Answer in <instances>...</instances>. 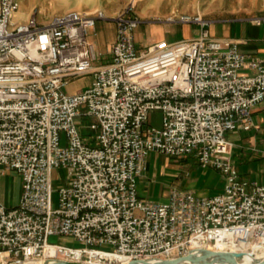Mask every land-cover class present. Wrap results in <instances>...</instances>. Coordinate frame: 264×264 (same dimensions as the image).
<instances>
[{
    "label": "built area",
    "instance_id": "1",
    "mask_svg": "<svg viewBox=\"0 0 264 264\" xmlns=\"http://www.w3.org/2000/svg\"><path fill=\"white\" fill-rule=\"evenodd\" d=\"M18 8V0H0V181L11 170L20 179L10 207L0 185V264L159 261L217 245L264 250V184L239 176L226 136L253 125L252 110L264 100V58L211 36L200 13L164 18L197 25L196 37L139 50L130 0L113 18L108 60L95 66L89 34L106 19L101 10L42 23L36 10L16 21ZM252 20L264 26V15ZM85 73L88 87L63 90ZM152 111L159 125L149 123ZM151 152L193 156L224 176L222 191L171 188L164 201L140 197L137 179ZM59 168L65 181L54 206L51 174ZM51 235L78 245L49 242Z\"/></svg>",
    "mask_w": 264,
    "mask_h": 264
},
{
    "label": "crops",
    "instance_id": "2",
    "mask_svg": "<svg viewBox=\"0 0 264 264\" xmlns=\"http://www.w3.org/2000/svg\"><path fill=\"white\" fill-rule=\"evenodd\" d=\"M129 1L47 0L46 4L32 3L26 11L18 8L14 17L20 14V21H24L36 10L38 21L45 23L53 15L70 10H101L106 19H100V24L96 22L91 30L94 33L98 31L101 38L99 42H92L106 62L115 38L113 18L124 10ZM133 13L140 19L134 30V41L139 50L160 40L173 42L196 37L199 34L197 25L165 22L164 18L173 13H200L210 20L211 36L236 40L242 52L264 58V26L252 20L264 15V0H135ZM100 64L94 63L95 66ZM252 115L253 125L249 130H231L226 136L232 144L231 159L239 176L264 184V100L253 108ZM149 123L160 124L158 111L150 113ZM224 182L221 173L212 168H202L193 156L176 158L151 152L146 170L137 179V187L140 197L164 201L171 188L188 189L198 195H214L222 191ZM156 184L160 187L157 188Z\"/></svg>",
    "mask_w": 264,
    "mask_h": 264
},
{
    "label": "rangeland",
    "instance_id": "3",
    "mask_svg": "<svg viewBox=\"0 0 264 264\" xmlns=\"http://www.w3.org/2000/svg\"><path fill=\"white\" fill-rule=\"evenodd\" d=\"M19 1V11H26V9L32 4L40 5L42 3L47 2V0H18ZM48 1H54V0H48ZM56 7V4L54 3L53 8ZM16 21L22 20L21 15H17L15 17ZM101 21L97 20V24H100ZM101 38L100 33L97 31L94 33V31H91L89 34V39L91 41L99 42ZM95 51L97 53V57L94 61L95 65L103 63L105 61V57L101 52H98V50L95 47ZM99 51H101L99 49ZM91 74L90 73H85L83 75H79L76 77H72L69 79V83L63 88V90L66 93H74L78 90L84 89L88 87L91 83ZM95 119L92 116H84L83 117V122L85 123H91ZM90 130H84L85 133H88ZM162 154V153H161ZM163 155V154H162ZM161 160V158H160ZM159 160V161H160ZM51 182L53 186V191H52V203L54 206L58 204V191L57 188L60 187L64 181H65V171L62 168L59 169H54L51 174ZM158 180H162V178H158ZM1 185V194L4 203L7 206H13L16 204L19 195H20V179L18 174L11 170V171H5L1 177L0 181ZM156 187L159 188L160 185L156 184ZM49 242H56V243H66L68 245H78V243L71 237H61L58 235H51L48 238Z\"/></svg>",
    "mask_w": 264,
    "mask_h": 264
},
{
    "label": "water",
    "instance_id": "4",
    "mask_svg": "<svg viewBox=\"0 0 264 264\" xmlns=\"http://www.w3.org/2000/svg\"><path fill=\"white\" fill-rule=\"evenodd\" d=\"M247 256L244 251L216 252L210 249H199L187 255L163 259L159 261L131 260L127 264H180L190 262L191 264H245L242 260ZM238 260V261H236ZM43 264H73L67 261L58 260L55 262L45 261ZM257 264H264V256L257 260Z\"/></svg>",
    "mask_w": 264,
    "mask_h": 264
},
{
    "label": "bare ground",
    "instance_id": "5",
    "mask_svg": "<svg viewBox=\"0 0 264 264\" xmlns=\"http://www.w3.org/2000/svg\"><path fill=\"white\" fill-rule=\"evenodd\" d=\"M210 250L220 252V253H223L224 251H229V250L223 249V247L220 245L214 246ZM244 252L247 253V256L242 260V262H244L245 264H257V260L264 256V250L257 251V245H253L252 250L244 251ZM236 261H238V260H236ZM73 264H75V263H73ZM113 264H127V263H125V262H114ZM180 264H191V263L190 262H184V263H180Z\"/></svg>",
    "mask_w": 264,
    "mask_h": 264
}]
</instances>
